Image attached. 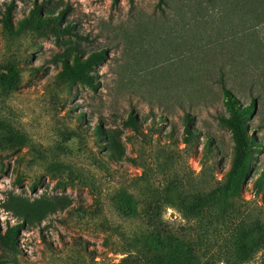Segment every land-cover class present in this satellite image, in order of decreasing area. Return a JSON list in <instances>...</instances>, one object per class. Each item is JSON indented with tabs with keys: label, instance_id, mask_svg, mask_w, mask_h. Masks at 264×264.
Instances as JSON below:
<instances>
[{
	"label": "rangeland",
	"instance_id": "obj_1",
	"mask_svg": "<svg viewBox=\"0 0 264 264\" xmlns=\"http://www.w3.org/2000/svg\"><path fill=\"white\" fill-rule=\"evenodd\" d=\"M34 4L63 11L73 35L16 45L2 20L8 11L15 28ZM15 49L21 79L9 86L1 65ZM101 50L94 88L60 79L61 59ZM223 86L253 104L255 147L229 192ZM263 172L264 0H0V231L22 225L0 264H147L169 246L154 221L199 264H264ZM258 225L241 262L238 235Z\"/></svg>",
	"mask_w": 264,
	"mask_h": 264
},
{
	"label": "trees",
	"instance_id": "obj_2",
	"mask_svg": "<svg viewBox=\"0 0 264 264\" xmlns=\"http://www.w3.org/2000/svg\"><path fill=\"white\" fill-rule=\"evenodd\" d=\"M119 0H112L116 4ZM130 2L132 0H129ZM164 0H158V6H161ZM43 4H34L33 8L29 11L27 17L22 18L17 22L14 28L10 20V15L6 11V17L2 20V26L11 40H16V45H20L24 40L45 37L52 35L54 37L72 36V28L70 24L62 26L64 22L63 11H60L56 16L42 14ZM105 52L103 50L93 52L87 58L83 59L81 56L74 55L72 62L66 59L62 61V71L60 79L65 82H78L87 84L94 88V81L90 75L92 67L105 59ZM20 57V49H15L11 53L10 58H6L1 65L2 70L5 72L2 75L3 81L9 86H16L20 79V72L16 69L14 63ZM222 95L225 99V105L230 114V117L220 116L218 118L220 124L230 129L234 141L235 159L233 168L229 175L228 183L230 185L223 187V192L232 190V185L238 182L248 163L250 151L255 147L253 137L248 136L246 126L244 123L245 117L252 112L253 104L241 106L234 99L230 90L222 87ZM188 117V116H187ZM128 124L134 129H137L135 118L130 114L128 116ZM185 140L189 141L192 137L189 121L185 125ZM259 178L264 179V172ZM202 199H198V204ZM126 208L130 210L128 201L125 200ZM153 226L161 236L163 235L169 243L164 247V253L160 252L153 256V259L148 260L147 264H162L165 261L172 262V264H199L198 260L194 257V248L191 242H187L185 238L181 237L177 231L169 228L162 221H154ZM22 229V225L15 224L7 228L4 233L0 231V251L4 254H15L17 252L16 236ZM263 229L260 225L256 228L251 227L245 229L238 235L236 241V248L241 262L246 261L251 252L259 245L263 238ZM176 242V243H175ZM181 243V244H180ZM174 244V245H173ZM127 262V261H126Z\"/></svg>",
	"mask_w": 264,
	"mask_h": 264
}]
</instances>
